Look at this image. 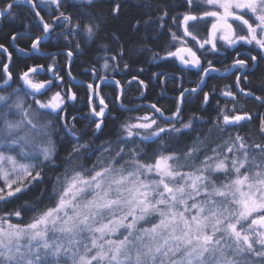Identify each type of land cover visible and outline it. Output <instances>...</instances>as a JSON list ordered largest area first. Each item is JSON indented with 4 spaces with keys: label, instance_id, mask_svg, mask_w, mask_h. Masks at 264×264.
<instances>
[{
    "label": "snow or ice",
    "instance_id": "1",
    "mask_svg": "<svg viewBox=\"0 0 264 264\" xmlns=\"http://www.w3.org/2000/svg\"><path fill=\"white\" fill-rule=\"evenodd\" d=\"M127 7L0 0V19L14 24L12 44L0 43V264H264V112L238 107L242 95L264 109V75L250 87L264 73V0H142L134 16ZM123 28L134 38L121 42ZM48 41L60 51L41 52ZM84 50L103 52L96 62L126 71L141 97L137 51L178 63L181 81L192 68L198 79L181 85L174 109L157 101L144 112L125 102L120 80L104 95L95 64L92 82L76 80ZM221 50L235 80L204 91L220 70L208 57ZM13 51L33 62L17 67ZM253 123L258 139L242 134Z\"/></svg>",
    "mask_w": 264,
    "mask_h": 264
},
{
    "label": "trees",
    "instance_id": "2",
    "mask_svg": "<svg viewBox=\"0 0 264 264\" xmlns=\"http://www.w3.org/2000/svg\"><path fill=\"white\" fill-rule=\"evenodd\" d=\"M142 0H127L128 7L125 9V12L129 16H134L139 14L140 9L135 7V5L140 4ZM29 15L27 12V9L24 8L23 11H21V17H25ZM15 27H19V21L15 22ZM14 30V24L13 22H10L9 20H3L0 19V43H4L5 45H11L12 42L8 39V34ZM123 32V36L121 38V42L129 41L134 38L135 34L130 31L128 28H123L121 30ZM20 46L27 47L28 46V39L27 36H22L19 41H17ZM161 45L164 44V40H161L159 42ZM62 45H56L53 41H48L45 43V45L42 46L41 52H59ZM112 47H115V45H112ZM135 45L132 44L129 46V51H131L132 48H134ZM157 51L160 49L157 48ZM231 51V50H229ZM242 51H245L242 49ZM163 54V53H161ZM246 54H248L246 52ZM251 55H256V52H251ZM14 58L16 60V66L17 67H23L25 64H31L33 61L27 59L24 57L22 53H18L13 51ZM41 53H35V57H39ZM104 55L103 52H90L88 50H84L81 53L76 54L73 57V64H72V75L76 77L77 81H83L85 84L92 82V76L89 73V71L95 64L96 69L100 72L101 75H106L108 78H112V80H108V86H104L102 82L97 81V83H101V86L103 88V94L111 98V95L113 94V88H114V81L120 80L121 86H123L126 89L124 100L126 103H129L131 105H143V111L147 112L149 109L147 108V105H150L152 103H156L159 101V107L165 110L174 109V101L178 98L179 92L181 90V85L183 88H191L195 87V83L197 81V76L195 75L196 69L192 68L190 70L185 69V75L184 79L180 80V72L177 71L178 68L181 66L177 63L176 65H171L167 63L166 61L162 60H153L150 55L147 53H142L137 51L134 59H137L140 61V63H134L132 64V72L135 73L137 68H144L145 71L143 74L140 75V79H143L145 83L148 85L147 89L144 90V97H141L140 91L143 89H139V86L137 83L133 82V84L129 87L126 83V80L131 79L129 75H127L126 71H105L102 69L101 64L103 63L102 60H100L99 63H97V57H102ZM66 57L64 55L59 56V60L61 61L62 65L65 61ZM208 59H212L213 64L216 68L220 69L219 71L212 72L211 76L213 79H210L208 81L209 87H206L204 91H209V89L215 85L218 90H222L223 86L225 84H232L235 80V76L233 75L234 72H236V69H232L229 72L226 73H220L225 72L227 70V65L231 64V57L228 53L221 50V53L215 57L209 56ZM156 65H160V67H156ZM122 68V64H121ZM261 68H264V65H261ZM164 71L168 73V78L165 79V77H161L160 80L155 79L152 77L153 72H161ZM239 74V73H237ZM264 75L259 69L256 71L254 76H250V87L257 88L259 87L261 81L260 77ZM67 79V77H65ZM164 81V82H161ZM243 86V85H242ZM139 89V90H138ZM81 97H83L84 94V88H78L75 89ZM202 93L199 94L197 97L189 96V100H193V103H189L184 105L185 114H190L192 111L196 110L201 106V99H202ZM218 98L223 102L226 98L223 96H219V91L217 92ZM146 97V98H145ZM79 107V105H77ZM238 107H244L246 110H249L253 113L256 111L264 112V109H260L258 103L251 99H246L244 96H240L239 98V104ZM69 111L72 112L73 115L76 113L69 109ZM212 109L209 108L208 112H211ZM133 115H136V113H133ZM207 115V113H205ZM85 122H79L77 124V128L80 129L83 127V124ZM112 129V125L109 126V129L106 130L105 135L108 134V132ZM255 131H256V124L253 123L249 126H247L246 129L242 131V134L251 133L254 138L258 139V137H255ZM99 142V141H98ZM51 175V173H49ZM27 220V217L25 218Z\"/></svg>",
    "mask_w": 264,
    "mask_h": 264
},
{
    "label": "water",
    "instance_id": "3",
    "mask_svg": "<svg viewBox=\"0 0 264 264\" xmlns=\"http://www.w3.org/2000/svg\"><path fill=\"white\" fill-rule=\"evenodd\" d=\"M230 70H232V69L230 68V69H228V70L225 71V72H221V71H220V73H226V72H229ZM108 80L110 81V80H112V78H108Z\"/></svg>",
    "mask_w": 264,
    "mask_h": 264
}]
</instances>
